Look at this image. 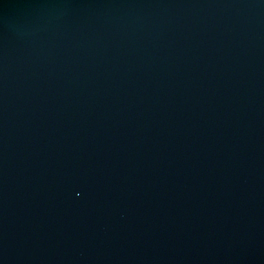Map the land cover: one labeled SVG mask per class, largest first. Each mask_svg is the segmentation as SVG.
Returning a JSON list of instances; mask_svg holds the SVG:
<instances>
[{
    "label": "water",
    "instance_id": "water-1",
    "mask_svg": "<svg viewBox=\"0 0 264 264\" xmlns=\"http://www.w3.org/2000/svg\"><path fill=\"white\" fill-rule=\"evenodd\" d=\"M0 264H264V0H0Z\"/></svg>",
    "mask_w": 264,
    "mask_h": 264
}]
</instances>
